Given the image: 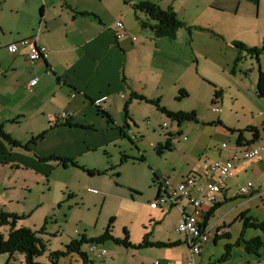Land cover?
Listing matches in <instances>:
<instances>
[{
    "label": "rangeland",
    "instance_id": "rangeland-1",
    "mask_svg": "<svg viewBox=\"0 0 264 264\" xmlns=\"http://www.w3.org/2000/svg\"><path fill=\"white\" fill-rule=\"evenodd\" d=\"M90 1L96 6L94 0ZM108 1L112 8L105 13V22H121L126 30L132 31L131 43L149 48L139 57L131 53L129 64L133 67L139 64L138 76L143 80L160 83L159 107L171 114L194 113L197 123L179 122L146 103L134 104L136 126H131V141L124 138L117 146L110 144L87 156L93 162H102L104 166L100 167H105L101 169L107 172L89 177L76 168H59L38 187H32L31 196L36 194V203L42 208L14 210V215L22 217L17 227L46 228L41 237L46 252L36 259L40 264H52L49 260L52 252L64 253L57 264H82L79 254L67 253L73 240L80 243L79 250L87 256L88 264H155L156 261L184 264L191 255L185 235L176 231L181 209L168 204L161 208L150 206L158 186L153 173L159 178H175L184 172L188 175L194 162L208 161L203 156L205 153L235 147L236 134L217 133L219 116L236 129H245L257 121L251 119L259 102L256 81L258 71H264V53L257 62L255 56L247 51L239 52L232 45L234 42L246 43L247 48L261 45L264 0L258 6L245 0ZM146 2L161 10L171 9L190 31L179 29L173 39H168L155 37L148 28L142 29L140 21L149 24L153 21L135 6ZM36 8L34 0H0V45H3L2 37L9 35V29L16 23L30 18L29 15L36 17ZM7 54L6 48L0 50V59H5ZM120 54L123 57L121 51ZM167 143H171L170 151L164 148ZM158 144L163 146L162 154L155 149ZM121 156H125L123 162ZM248 181L252 182L245 180L244 185ZM41 193L45 196L41 197ZM247 204L250 213L258 221H264V202L253 198ZM107 227L112 239L99 244L98 251L103 249L106 255L98 256L97 252L89 251V246L103 236ZM0 231L5 236L7 228L1 227ZM240 231L233 226L228 238L216 241L212 231L209 242L200 246L201 254L194 257V264H264L262 233L252 228L242 230L245 240L260 237L263 243L257 254H249L241 243L235 246L243 235ZM124 240L126 246L116 243ZM145 241L157 246L140 247ZM226 245L232 249L229 258L222 261ZM0 264L20 263L2 254Z\"/></svg>",
    "mask_w": 264,
    "mask_h": 264
},
{
    "label": "crops",
    "instance_id": "crops-1",
    "mask_svg": "<svg viewBox=\"0 0 264 264\" xmlns=\"http://www.w3.org/2000/svg\"><path fill=\"white\" fill-rule=\"evenodd\" d=\"M34 1L37 3L36 17L29 15L30 18L16 23L9 29V35L2 37L3 45H0V50L5 51L11 44L34 39L37 46L48 50L46 57L36 62L27 59L28 49L22 47L16 54H7L5 59H0V130L8 137V140L0 137V210L6 213H13L20 207L42 208L36 203V194L31 196L32 187H38L59 168H76L89 177L101 175H89L81 168L104 175L107 171L101 169L105 168L100 167L104 166L102 162H93L87 156L110 144L117 146L124 138L129 139L131 126H136L133 105L144 103L128 102L131 94L149 100L161 98L157 90L160 83L149 81L152 83L148 84L138 76L139 64L135 67L129 64L131 53L139 57L149 48L131 43L132 31L125 28L124 36L116 38L115 24L119 21L106 23L104 18L112 8L108 0H94L96 6L90 0ZM32 78L38 81L28 90L26 86ZM121 95L125 97L121 98ZM256 97L259 102L251 122L255 118L257 121L245 129L230 127L223 116L218 117L220 124L216 128L220 131L216 132L222 135L234 133L235 140L241 135L240 144L235 141V147L226 146L205 153L203 156L208 161L194 162L188 175L184 172L171 178L179 180L194 176L197 184L203 186L204 179L200 177L203 162L233 163L234 177L215 195L214 203L206 202L202 206L198 218L202 229L213 231L214 241L228 238L233 226L243 233L242 230L248 228H244L241 216L257 220L250 213L247 202L253 198L264 202V194L258 193L264 187V152L252 160L243 157L246 147L264 146V98ZM64 112L69 114L68 117L59 120ZM248 127L256 129L258 137L255 140L251 133L244 131ZM41 134L42 138L32 141ZM103 156L107 158L106 153ZM57 158L72 160L78 167L69 163L63 166ZM153 174L158 185L156 198L161 195L160 182L170 177L159 178ZM249 179L254 190L247 196L240 195L239 187ZM44 196L41 193V197ZM183 201L179 200V206L169 205L182 209L178 221L183 213H192L191 207ZM255 208L259 210V207ZM242 236L245 240L244 233ZM11 258L24 264L21 254L16 253Z\"/></svg>",
    "mask_w": 264,
    "mask_h": 264
},
{
    "label": "trees",
    "instance_id": "trees-1",
    "mask_svg": "<svg viewBox=\"0 0 264 264\" xmlns=\"http://www.w3.org/2000/svg\"><path fill=\"white\" fill-rule=\"evenodd\" d=\"M255 6L259 5V2L261 0H246ZM135 9H138L146 14V16L153 21V24H149L148 22L145 21H140V26L142 29H149L151 33L155 37H164L168 39H173L175 37L176 32L179 29L185 28L188 32L190 31V27H187L184 22L179 20L176 16V14L171 10H161L158 6L150 4L148 2L146 3H141L139 5L135 6ZM235 49H237L239 52L240 51H247L252 56L256 57V61H259V57L262 53H264V39L259 47H252V48H247L244 44L240 42H234L232 45ZM240 58L237 57V61H239ZM259 64V63H258ZM256 95L259 98H264V72L258 71V77H257V82H256ZM217 94H215V97ZM217 98V97H216ZM221 98V96H220ZM141 101L147 104H150L154 107H156L158 110H161L163 113H166L169 117L174 118L175 120L177 119L179 122H195L197 123V119L194 113L191 114H185V113H177V114H171L165 111V109H162L159 107V100H149L146 99L143 96H140L136 93L131 94L130 101ZM128 102L125 104L124 110L126 109ZM98 112L102 113L105 115V112L101 111L98 109ZM217 124H220L219 121H217ZM245 132H249L252 135V139L255 140L257 136V131L253 127H248ZM264 131V128H263ZM240 134V132H238ZM0 137L3 139H7L8 137L5 136L4 134L1 133L0 130ZM43 137V134L37 136V138L33 139L32 141H36L37 139H40ZM241 135L237 137V144H240L241 141ZM13 144H16L12 142ZM17 145V144H16ZM165 150H171V143L165 145ZM156 151L158 154H162L163 152V146L161 144H158L156 146ZM60 161H62V165L65 166L66 163H69L75 167H78L75 162L72 160H63L60 158H57ZM125 159V156H121V162H123ZM140 161L143 160L142 156L139 159ZM81 170L86 171L89 175H102L103 172H98V171H90L86 170L85 168H81ZM244 221V228H252L255 230H259L263 237H264V221H258L254 220L251 221L249 219H245L243 216H241ZM22 219V217H18L17 215L6 213L0 210V228L4 227L7 228L6 235L4 236L3 233L0 231V255L2 254H7L9 257H12V255L19 253L24 256V264H40L36 262V259L42 256L46 252V246L45 243L43 242L41 236L45 235L46 228L42 227L39 230L33 231L31 229L25 228V227H17V223ZM112 222V220H111ZM227 238V236L225 237ZM110 236V227H107V230L101 236L100 238L94 240L91 242V244H101L107 240H111ZM84 241V240H83ZM116 243H121V244H127L124 241H116ZM239 243H241L244 251L249 254H257V251L260 247H262V240L260 237H254L250 239L249 241L243 240V236L241 235L238 239V242L235 244V246H238ZM79 245L77 241L73 240L70 245L67 247V253L70 251L76 252L79 254L82 260V264H88V258L84 253H81L79 250ZM157 244L154 243H148V241H145L143 245L140 247H146V246H154ZM176 245H179L177 243ZM126 246V245H125ZM232 246L226 245L225 246V252L224 256L222 257V261L225 260L226 258H229L230 252H231ZM64 256V253L62 252H52L49 254V260L52 264H57L59 257Z\"/></svg>",
    "mask_w": 264,
    "mask_h": 264
},
{
    "label": "built area",
    "instance_id": "built-area-1",
    "mask_svg": "<svg viewBox=\"0 0 264 264\" xmlns=\"http://www.w3.org/2000/svg\"><path fill=\"white\" fill-rule=\"evenodd\" d=\"M115 25L116 38H121L125 34L124 27L121 22H117ZM20 47L28 49L26 56L30 62L41 60L48 54V50L43 46H37L34 39H24L16 44H11L6 47V51L9 55H14ZM37 81V78H32L28 82L26 88L30 90ZM124 97V95H121V98ZM68 115L69 114L66 112L61 113L58 119L63 121ZM262 152H264V146L246 147L244 149L243 157L245 160H252L258 157ZM234 175L235 168L230 161L223 163L204 162L200 172V177L204 179L203 186L197 184L194 176H186L179 180L163 178L160 182L161 195L156 197L155 200L150 203L152 208H161L164 207L165 204L179 206V200H185L192 209L191 214H182L176 226L177 233L185 235L186 243L191 255L190 260L185 264H194V257L200 255V246L207 243L211 238L210 230L202 229L198 222L202 206L206 202L214 203L215 195L225 187L227 180L233 178ZM253 190L254 187L252 183L248 182L246 185L239 187V194L247 196ZM258 193L264 194V187L260 188ZM98 246L99 244H91L89 246V251L97 252L98 256L106 255L105 250L102 249L98 251ZM155 264L161 263L156 261Z\"/></svg>",
    "mask_w": 264,
    "mask_h": 264
}]
</instances>
